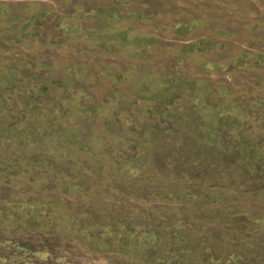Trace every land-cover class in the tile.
<instances>
[{
    "label": "rangeland",
    "instance_id": "1",
    "mask_svg": "<svg viewBox=\"0 0 264 264\" xmlns=\"http://www.w3.org/2000/svg\"><path fill=\"white\" fill-rule=\"evenodd\" d=\"M121 223L264 264V0H0V264H159Z\"/></svg>",
    "mask_w": 264,
    "mask_h": 264
},
{
    "label": "trees",
    "instance_id": "2",
    "mask_svg": "<svg viewBox=\"0 0 264 264\" xmlns=\"http://www.w3.org/2000/svg\"><path fill=\"white\" fill-rule=\"evenodd\" d=\"M123 223V222H122ZM119 224L117 227H115L114 229H111L112 226L110 224H106L103 225V232H98V234L100 236L104 235V233H107L108 235H112L114 237H116L117 239L120 238L121 236L127 237V238H136L138 239L139 243H144V245H146V248H150L151 254H154V260L159 262V264H175L178 263L180 260H182V256L180 254L181 252V247L178 245L174 246L172 249H170V252L168 255H163L159 252L158 247V241H157V234L155 232L151 233V232H146L142 229H140V227H133V226H124L125 224ZM72 232H78L81 236H87L89 235L88 233L91 232V230L87 231L85 234V231L83 230V228H80V230H74L72 229ZM174 240H178V237L180 236V234L176 231H174L172 233ZM113 242V241H112ZM111 243V241H110ZM110 243H107V245H110ZM117 244L119 246L123 245L122 242L117 240ZM202 244V243H201Z\"/></svg>",
    "mask_w": 264,
    "mask_h": 264
}]
</instances>
